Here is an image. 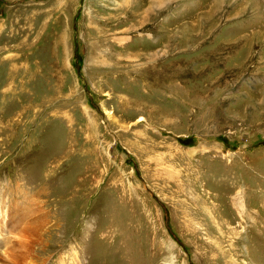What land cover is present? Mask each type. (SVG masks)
I'll use <instances>...</instances> for the list:
<instances>
[{"label":"rangeland","instance_id":"1","mask_svg":"<svg viewBox=\"0 0 264 264\" xmlns=\"http://www.w3.org/2000/svg\"><path fill=\"white\" fill-rule=\"evenodd\" d=\"M0 264H264V0H0Z\"/></svg>","mask_w":264,"mask_h":264}]
</instances>
